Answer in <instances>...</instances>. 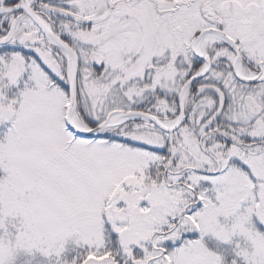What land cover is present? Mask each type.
<instances>
[{
	"label": "snow or ice",
	"instance_id": "obj_1",
	"mask_svg": "<svg viewBox=\"0 0 264 264\" xmlns=\"http://www.w3.org/2000/svg\"><path fill=\"white\" fill-rule=\"evenodd\" d=\"M0 264H264V0H0Z\"/></svg>",
	"mask_w": 264,
	"mask_h": 264
}]
</instances>
